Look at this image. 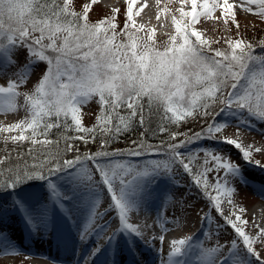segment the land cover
Here are the masks:
<instances>
[{
    "label": "snow or ice",
    "instance_id": "1",
    "mask_svg": "<svg viewBox=\"0 0 264 264\" xmlns=\"http://www.w3.org/2000/svg\"><path fill=\"white\" fill-rule=\"evenodd\" d=\"M135 3L136 0H128L125 25L119 28L118 9L110 17L90 22L91 4H85L82 13H78L72 10V0H0V72L16 63L14 55L18 49L27 50V63L12 73L6 86H0V109H15L17 97L22 95L21 107L26 116L8 128H0V132L17 131V135L6 139L46 146L44 151L29 150L26 155L31 164L21 152L14 162H10V157L0 160V192L12 195L13 205L35 231L50 222L52 206L71 218L72 209L66 201L72 197L52 179L66 174L73 191L83 186L95 195L81 239L87 238L97 219H104L111 211L117 214L118 227L108 239L121 232L142 239L141 229L129 222L130 213L139 210L154 176L161 170L170 174L179 165L190 177L192 187L207 199L209 209H215L223 221L216 223V233L230 228L235 234L230 243L202 249L200 264H264V227L255 235L245 231V209L236 208L235 189L228 185V176L242 178L239 164L209 148L202 149V163L194 164L196 156L192 152L180 151L204 138L231 145L244 162H253L251 146L222 138V130L230 126V121L217 122L216 117L224 114L264 120V55H254L253 45L243 39L226 41V48H213L203 33L193 27L200 17H212L217 9L236 23L234 5L229 0H180L179 16H171L174 32L164 41L157 40L155 29L146 31L143 25H136L132 7ZM189 5L190 10L186 11L185 6ZM252 5L256 6L255 14L264 19V0H245L242 6L253 12ZM42 62L46 67L41 68L34 88L20 93L18 89L29 80L33 67ZM93 99L100 105V112L95 125L89 128L83 126L81 109ZM217 104L223 105L219 112L215 111ZM153 115L159 116L155 129L150 127ZM198 116H212L213 122L174 143L177 133L170 132L168 125ZM245 122L237 123L238 134ZM137 126L145 130L142 137L145 133L169 135L157 145L142 138L133 141L134 147L127 152L106 150L113 139ZM53 129L57 130L55 140L50 139ZM98 136L104 150L63 158L74 147L79 152L74 141L87 144ZM149 152L163 153L166 159L149 160L142 166L105 159L119 155L139 157ZM89 161L100 181L95 180ZM254 163L264 167L258 160ZM221 171L226 174L224 177L219 176ZM211 173L217 174L215 183L208 179ZM30 181L47 182V201L37 209L18 198L17 189ZM101 183L110 194V203L103 213L98 211L99 194L95 192ZM225 199L235 209L228 216L222 210ZM210 219H214L210 211L201 216L205 223ZM158 239L162 246L164 236ZM190 241V237L173 240L162 264H184L177 257L186 254L184 249ZM0 244L6 252L11 247L2 236ZM97 251L98 248L93 255Z\"/></svg>",
    "mask_w": 264,
    "mask_h": 264
},
{
    "label": "rangeland",
    "instance_id": "2",
    "mask_svg": "<svg viewBox=\"0 0 264 264\" xmlns=\"http://www.w3.org/2000/svg\"><path fill=\"white\" fill-rule=\"evenodd\" d=\"M103 1L104 2H102V4H98L97 2L95 4H92V0H72V10L78 13H82L83 6L85 4H91L92 7L89 12V19L90 22H97L101 19L112 16L114 10H116L114 6H121L124 0H118L116 4L111 3L108 0ZM143 1L144 0H141L137 3L138 6H142L144 13L143 18L149 15L151 16V18L154 19L153 22L157 23V21L159 20L158 24L163 25L161 23V18L155 13H153L152 8L154 6L156 9L158 8V10H163L164 7L162 6V4L164 0H151V2L146 5H144L145 3L143 4ZM177 5H180L181 7L180 0H178ZM127 7L128 1L127 3H125V5H123L121 9H119L117 13V24L119 28H123L125 25ZM164 9H167V11L162 12H165V15L168 17L169 20H171V16L173 14L179 16L178 11L172 10L170 7H165ZM185 10H190V7H185ZM226 19L227 23H225ZM235 21L236 23H233V19L231 16H222L221 10L218 9L213 13L212 17L206 18L202 16L199 18V21L197 23L200 24L198 28L200 30L198 31L203 33V38L211 42L213 48H226L228 46L226 41L243 39L246 42H248L247 40H249L248 43H251L253 45L254 55H264V19H261L258 15L253 16L242 12H235ZM169 24L170 23L168 22L165 25ZM237 24H239V27H237ZM206 25H208L209 27L207 28V30L205 28ZM215 25L217 26L216 29L214 28ZM218 26H220V29ZM145 30L150 31L152 29L145 28ZM169 34L171 33L165 32L160 35H157L155 33V36L158 41H164L167 40ZM254 38L257 39L256 42H250L255 41L252 40ZM17 55L23 56V62H19V67H22L24 64L27 63V50L18 49L15 56ZM45 67L46 64L42 62L41 64H39V68L36 72L35 70H32L31 77L24 85H22L18 89V91L23 94L32 90L35 84L37 83L39 76L41 75V68ZM11 76L7 78H3L0 76V86H6ZM22 104L23 96L21 95L20 97H17L15 109H0V128H8L10 125L17 123L19 122V120L25 118L26 113L23 108H18ZM222 107V104H217L215 106V111L219 112ZM99 112L100 105L96 102L95 99L89 101L88 104L82 106L81 113L83 126L89 128L93 127L96 123V116L99 114ZM121 112L123 114V110H121ZM61 119H63V117ZM226 119L230 121V126L222 130V138L229 136L232 138H240V140L245 141L246 143L243 145L245 147L251 146L252 148V163L244 162L240 158L238 150H236L233 146L226 145L219 141L206 140L204 138L197 140L196 142L188 145L186 148H181L180 151L185 153L192 152L196 156V160L193 161L194 164L202 163L204 156V152L202 151V149L204 148L213 149L218 154L226 155L230 157L233 162L239 164L241 168L242 178L228 176V185L229 187L235 189V192L233 193V201L236 208L242 207L245 209V212L243 213V218L248 221V224L245 227V231L251 235H255L259 228L262 227L259 224V220H257L253 216V210L259 208L262 205L261 202L264 203V194L257 195L259 193L264 192V167L256 165L254 161L258 160L260 161L261 165H264V120H260L258 118L250 116L231 117L226 116L224 114H221L220 116L216 117L217 122H222ZM245 120L246 122L240 125V130L238 134L236 125L240 121ZM69 122H71L70 118ZM212 122V116H198L196 119L189 118L188 120L181 122L178 125H175L176 128L173 129L172 132L177 133V136L176 140L173 142L179 143L180 141L185 140L187 137L192 136L194 133L202 131V129L207 127V124ZM142 129L143 128H141V130ZM140 132H143V130ZM17 134V131L0 132V160L5 159L6 157H10V162H14L18 159L17 153L21 152L25 154V157H27L28 162L32 163L31 158L26 155L30 149H36L40 151L46 150L45 145H32L30 142L19 143L13 142L10 139H6ZM50 139H53V135L50 136ZM88 144H90V146L92 145V147L95 148L94 151H91L92 153L101 151L102 141L99 139H95L94 141L87 144L80 141V143H74V145L79 146V152H77L76 148L74 147L72 150L64 154L63 158L73 159L74 156L77 154H90L91 152L89 151L90 147L88 148ZM126 146L127 147H122L123 149H121L120 147H114V152L118 150L127 152L130 145L128 144ZM257 148L260 149L259 152L256 151ZM105 159H115L142 166L149 160H164L166 159V157L163 153L149 152L139 157L119 155ZM101 162H103V160ZM88 164L89 167H91L93 172L95 173V180L100 181L101 177L99 173L96 172L95 168L92 165V162L89 161ZM159 175H162L163 178L167 180L165 184L159 185L162 186L163 192L170 191L171 189L173 193L176 192L180 196L176 199L174 198L175 200L172 199L171 201L174 200L173 202L168 201L167 205L170 204L169 206L172 207L164 213L161 210L162 204H160L149 209L148 213L139 216V219L136 221L135 225L139 227L143 232V238L141 239L131 235L128 239V247L129 249H131L129 250L130 252L135 251L136 255H138L139 257L142 256L143 252V260H139L136 258L138 264H162V261L166 259V253L170 252L171 250L170 245L172 241L189 237L191 238L190 244L186 245L184 249L186 254L177 257V259L184 261L185 264H200V253L202 249H211L217 243L221 245L225 243H230V241L235 238V234L230 228L221 230L219 233H216V223H222L223 221L217 215L215 209H209L208 201L204 196L201 195L200 191L192 187L190 177L184 172L181 166L175 165L173 167L172 173L170 174L165 173L163 172V170H161V173ZM216 175V173L209 174L208 179L210 183H215ZM225 175L226 174L223 171L219 173V176L221 177H224ZM53 178H61L62 181H64L66 184L70 183L68 186L72 188V183L70 182V179L66 174H61V176ZM81 188L89 191L83 186H81L80 189ZM96 190L103 193L107 189L101 183L99 188H97ZM209 193L211 195L215 194L211 189L209 190ZM7 195H9V193L5 192L4 196ZM99 199H101L102 205L105 206L106 204H108V201L106 199L103 200L100 195ZM3 208L4 210H6V212L9 213V209H7V206L5 204ZM222 210L225 216H228L233 211H235L233 206L227 203L226 199L222 203ZM209 211L211 218L214 219H210L207 223H205L201 220V216L205 212ZM116 215L117 214L115 211L108 212L104 219H101L103 221L102 225L106 226V224L110 225L114 223V226H116L115 228L117 229L118 219ZM134 219L135 218L131 216L129 218V222L133 223L134 221L132 220ZM11 231V228L10 230H7L5 232L0 231V236H2L3 241L9 242L13 240H11L10 236ZM22 231L21 229H19L18 232ZM121 233L126 235L128 234L123 232ZM153 235H156L157 238L153 239ZM161 235L164 236L162 246L160 240L158 239V237ZM21 238V235H19L18 237H15L14 243H7L10 246L12 245L7 252L4 250L3 245L0 244V264H33L39 261H42L47 264H81L70 261H53V255H50V250H47V247H44V242L42 244L35 245L38 250L37 253L21 249V247L23 248L25 245L24 239ZM87 242L88 241H84L83 239L78 241V248L85 247V249H94L93 245ZM109 242H111V240ZM50 245H53V243ZM12 249H14L15 251H13ZM257 250L261 251L259 247H257ZM224 252H227L226 248L224 249ZM262 255H264V251H262ZM65 256L68 257V255ZM43 257L47 259L45 260ZM100 263L103 262L99 261L92 264Z\"/></svg>",
    "mask_w": 264,
    "mask_h": 264
},
{
    "label": "bare ground",
    "instance_id": "3",
    "mask_svg": "<svg viewBox=\"0 0 264 264\" xmlns=\"http://www.w3.org/2000/svg\"><path fill=\"white\" fill-rule=\"evenodd\" d=\"M109 2H111V3H117L118 2V0H108ZM127 1L128 0H124L123 1V4H121V6L120 5H116V6H114L116 9H121L122 7H123V5H125V3H127ZM102 2H104L103 0H97V3L99 4V3H101L102 4ZM147 2V3H146ZM149 2H151V0H148V1H146V0H144L143 1V4L144 5H146V4H148ZM229 2L230 3H233V5H234V9H233V11H235V12H242V13H245V14H249V15H253V16H255L256 14H255V10H256V6L255 5H252V7H253V12H247V11H245L244 10V6H242V5H244L245 4V0H229ZM91 3V2H90ZM154 3V2H153ZM152 3V4H153ZM177 3H178V0H164L163 1V4H162V6L165 8V7H167V8H171L172 10H175V11H177V9H179L180 8V5L178 6L177 5ZM92 4H95V3H92ZM97 4V5H98ZM181 4V3H180ZM152 6V5H151ZM150 6V7H151ZM185 7H190V5L189 6H185ZM163 8V11H165V9ZM218 10V9H217ZM152 11H153V13H155L157 16H161V10H158V8L156 9L154 6H153V8H152ZM170 11V10H169ZM153 18H151V16H147V17H145V18H143V15L141 16V17H139V22L140 23H142V22H144V23H151V24H153L154 22H153ZM153 22V23H152ZM137 25H139L138 23H136ZM150 25V24H149ZM197 25H198V27L200 26V24H198L197 23ZM159 27L161 28V29H168V28H170L171 27V25H165V24H163V25H160L159 24ZM216 25L214 26V28L216 29ZM219 27V29H220V26H218ZM206 30H207V28H209L208 27V25H206ZM203 30H205V29H203ZM227 138H231V139H235V140H237L238 142H241L242 144H245L246 142L245 141H242V140H240V138H232V137H227ZM152 180H154V178L152 179ZM157 182H159L158 180L155 182V183H153V186H152V189H149L148 190V192H147V196H148V194H149V192H152L153 194H154V197L152 198V199H150V200H147V201H145V200H143V202H142V204H141V206H140V208H139V210L138 211H133V212H131L130 213V217L132 216L133 218H135L134 220H132V221H134L132 224H134L135 225V223H136V221L139 219V216L140 215H142V214H146V213H148L149 212V209H151L152 207H154V206H158V205H160V202H161V199L163 198V196H171L172 197V195H173V192L171 191V189H170V191H166V192H163V188H162V186H159V185H157V186H155L156 184H157ZM162 182V181H161ZM160 182V183H161ZM162 185L163 184H165V182H162L161 183ZM63 187H61V190L63 191V192H66V194L68 195V196H72V192L71 191H69V192H67V191H65L64 190V184L62 185ZM95 192L97 193V192H99V191H97V190H95ZM18 194V198H20V196H21V198L24 200V201H29L30 199V197L29 196H26V197H22L23 195H25L26 193H24V192H22V191H20L19 193H17ZM99 195H100V197L104 200V199H106L107 201H108V203H110V194L107 192V190H105L103 193L102 192H99L98 193ZM93 197V199L95 198V195L94 194H92V193H89V196H86V198L85 199H83V201H79V203H77V206L79 207V210H85V211H88L89 210V207H90V201H91V198ZM158 198V199H157ZM0 199H3V197H0ZM34 203L35 204H38V200H36V201H34ZM34 203H32V205H34ZM101 203V199H99V204ZM66 204H67V206H69V203H68V201H66ZM261 206L259 207V208H257V209H255V210H253V216L257 219V220H259V224L262 226V227H264V203H262L261 202ZM69 208H71L70 206H69ZM51 212H53V214L55 215V218H54V220L53 219H51L50 220V222L49 223H51V224H49V226H54L53 227V229H54V232H57V231H60L63 227H64V225H69L70 223H72L71 222V218H69V217H67V216H65L64 215V213H62L61 211H60V209L58 208V207H56V206H52L51 207ZM14 216H16V217H19L20 218V215H19V213H18V211H17V209L14 207V210H13V213H12ZM72 215L73 216H75V218L76 219H79L80 218V212H73L72 213ZM137 216V217H136ZM103 222V221H102ZM102 225V224H101ZM109 227V226H108ZM116 226H114V223L113 224H110V227L109 228H113L112 229V231L111 232H109L108 233V235L106 236V239H104V242L103 243H100V245L99 244H97V243H95L92 239L94 238L93 236H94V232L93 233H90L89 235H88V237H87V239L88 240H90L91 241V245H93V247H94V249H99V250H101V251H107V255H108V257L110 258V260H111V263L112 264H114V262H115V256L117 255V254H122V255H124V253H126L125 254V256L126 257H129L130 259H132V255H130V253L127 251V248H128V239H129V237L131 236V234H122V233H119V234H117V235H115L114 237H112L111 239H108V237H110L111 235H112V233L114 232V231H116V228H115ZM111 240V242H112V246L109 248L108 246L110 245V241ZM55 243L56 244H59V245H61V244H63L62 243V241H55ZM75 244H78V242L76 241L74 244H72V245H67V246H63V248H64V250H67V249H69L70 250V253L72 254L71 256L72 257H75V258H71V256L69 257V259L70 260H77L76 259V250L74 251V247L73 246H75ZM128 250H130L129 248H128ZM83 251H85V249H82V252ZM134 253H136L135 251H134ZM168 254H169V252H167L166 253V255H165V258H167V256H168ZM113 256V257H112ZM85 257V256H84ZM83 257V258H84ZM95 257H96V254L95 255H93V256H91V258L92 259H94L95 260ZM123 259V258H122ZM121 259V260H122ZM143 259V258H142ZM53 261H55V262H61L60 261V259H53ZM190 263H191V260H190ZM33 264H47V263H44V262H36V263H33Z\"/></svg>",
    "mask_w": 264,
    "mask_h": 264
},
{
    "label": "trees",
    "instance_id": "4",
    "mask_svg": "<svg viewBox=\"0 0 264 264\" xmlns=\"http://www.w3.org/2000/svg\"><path fill=\"white\" fill-rule=\"evenodd\" d=\"M252 40H255V41H250V42H256L257 39L254 38ZM247 41L249 42V40H247ZM146 111H147V109H146ZM158 122H159V116L153 115L151 117L150 127L155 129L157 127ZM175 125L176 124L168 125L170 132H172V130L176 128ZM142 130H143V132H140ZM142 130H141V127L137 126L136 128H133V129L123 133L118 138L113 139L112 142L106 146V150L109 152H114L115 151L114 147H120L121 149H123L122 147H127L126 145H128V144L130 145V147L128 149H130V148L134 147L133 141H139L142 138L146 139L149 144L157 145V144H160L161 140H167L168 135H169L168 132H165L162 134H157L155 136L151 135L150 133H145V135L142 137L141 133L145 132L144 128ZM55 133H57V130L53 129V139L54 140L57 138V135ZM68 134L72 135V136L76 135V133H74V132H69ZM96 139H99L102 141V138L99 136ZM78 142L80 143V141H74L73 143H78ZM62 146L64 147V141L63 140H61V142H60V147L62 148ZM89 147H90V149H89L90 152L94 151L95 148L92 147V145L90 146V144H88V148ZM101 150H104V149H102V147H101ZM124 150H127V149H124ZM25 159H27V157H25ZM30 182H32V181H30Z\"/></svg>",
    "mask_w": 264,
    "mask_h": 264
}]
</instances>
